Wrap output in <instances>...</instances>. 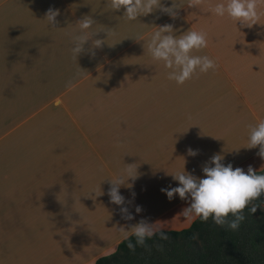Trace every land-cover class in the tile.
<instances>
[{"label": "crops", "instance_id": "1", "mask_svg": "<svg viewBox=\"0 0 264 264\" xmlns=\"http://www.w3.org/2000/svg\"><path fill=\"white\" fill-rule=\"evenodd\" d=\"M187 2L176 0V18L156 9L127 20L110 0H0V264H96L141 219L166 230L191 225L190 197L162 191L179 186L172 173L203 177L216 154L245 172L264 168L259 146H246L249 126L264 118V14L247 27L206 10L220 0ZM49 8L59 10L55 27ZM85 16L112 35L100 31L93 39L103 47L91 55L90 40L73 60L69 33ZM165 24L177 36L205 31L208 46L192 54L215 68L183 85L168 80L137 39ZM126 164L137 176L121 185L117 205L110 178Z\"/></svg>", "mask_w": 264, "mask_h": 264}, {"label": "clouds", "instance_id": "2", "mask_svg": "<svg viewBox=\"0 0 264 264\" xmlns=\"http://www.w3.org/2000/svg\"><path fill=\"white\" fill-rule=\"evenodd\" d=\"M188 7L202 9L205 0H188ZM109 8L119 10L123 8L124 17L127 20H136L141 15H148L156 9L176 18L178 13L176 9V0H173L171 7L162 5L161 0H110ZM264 8V0H220L216 4H208L207 11L218 17H228L231 20L240 22L242 25L251 27L259 21L260 16L264 14L261 9ZM59 15L58 9L49 8L46 13V19L53 27L57 24L56 17ZM95 24L91 16H85L77 22V30L69 33L72 41V58L76 60L78 56L85 51V45L91 40V55H95L94 49L102 48L105 40L93 39L100 31L107 32V38L112 35L110 28L93 29ZM174 29L171 24H165L157 27L149 38L145 40L143 36L137 39L144 40L147 52L154 61H161L166 69L167 79L175 81L178 85H183L186 81L192 79L197 72L207 73L214 69L216 61L208 55H193L194 50L204 49L208 46L207 33L203 30H188L182 35H174ZM79 70L77 76H82ZM67 87L73 90L77 84L69 80ZM248 148L259 146L257 155L264 159V118L258 119L255 125L249 126V138L246 145ZM190 155L197 153L189 149ZM223 155L216 154L210 161L203 166V177H197L189 172L181 171L172 173L173 179L179 181V186L174 188L162 189L169 199L174 198L176 194L182 200L190 197V204L183 210L185 217L199 218L207 222L212 218L218 226L231 230H237L240 223L245 219L243 211L250 207L251 213H255L258 208H264V204H257L264 196V174H258L250 165L247 172L243 168H233L231 163L225 165L222 163ZM214 165V166H213ZM137 176L136 164H126L118 175L110 178V188L108 195L111 202L117 205H124L125 198L120 194L121 185H125L129 179H135ZM130 203V202H129ZM121 214L124 219H134L133 214L128 207H121ZM142 211L140 206H136V212ZM231 214L234 219L229 220ZM156 223H149L141 219L124 232V239L128 240V248L135 251L136 245H144L146 239L152 238L159 233L163 240L168 236L162 228L155 227ZM134 236L136 243H132L130 237ZM195 238V237H194Z\"/></svg>", "mask_w": 264, "mask_h": 264}, {"label": "trees", "instance_id": "3", "mask_svg": "<svg viewBox=\"0 0 264 264\" xmlns=\"http://www.w3.org/2000/svg\"><path fill=\"white\" fill-rule=\"evenodd\" d=\"M257 173L264 174V168ZM254 203L264 204V196ZM250 207L244 209L245 219L237 230L218 226L212 218H196L182 229H162L167 240L157 232L135 251L123 239L115 252L99 257L96 264H264V208L251 213ZM228 219L234 217L230 214ZM130 239L136 243L134 236Z\"/></svg>", "mask_w": 264, "mask_h": 264}]
</instances>
